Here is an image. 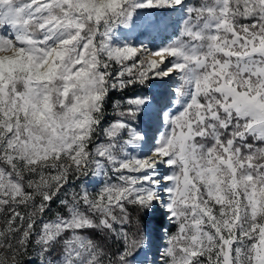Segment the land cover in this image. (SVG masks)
<instances>
[{
	"label": "snow or ice",
	"instance_id": "obj_1",
	"mask_svg": "<svg viewBox=\"0 0 264 264\" xmlns=\"http://www.w3.org/2000/svg\"><path fill=\"white\" fill-rule=\"evenodd\" d=\"M0 264H264V0H0Z\"/></svg>",
	"mask_w": 264,
	"mask_h": 264
},
{
	"label": "rangeland",
	"instance_id": "obj_2",
	"mask_svg": "<svg viewBox=\"0 0 264 264\" xmlns=\"http://www.w3.org/2000/svg\"><path fill=\"white\" fill-rule=\"evenodd\" d=\"M174 18V17H173ZM125 31V33H127V29H125L124 30ZM137 35H139V33H133L132 34V39H133V41L135 42V38H136V36ZM143 40H144V42L145 43H147L148 42V40H149V37H147V36H144V37H141ZM160 38H162V36L161 37H157V39H160ZM122 99H124V98H122ZM122 99H116L115 101H114V103H113V105L116 103V101H118V100H122ZM109 114H110V116H112V115H114V113L112 112V110L110 109L109 110ZM154 220L155 219H153V220H151L150 222H149V224H148V227L150 228V229H156L157 228V226H158V223L156 224V222H154ZM143 227H144V222H143V220H141V223H140V228H141V230H143ZM134 231H135V229H133ZM163 232V230L161 229V233ZM158 243H163V241H158Z\"/></svg>",
	"mask_w": 264,
	"mask_h": 264
},
{
	"label": "trees",
	"instance_id": "obj_3",
	"mask_svg": "<svg viewBox=\"0 0 264 264\" xmlns=\"http://www.w3.org/2000/svg\"><path fill=\"white\" fill-rule=\"evenodd\" d=\"M131 94H132L131 90H125L124 92H115L112 95V99H111V102L110 103L113 104L116 99H122V98H125L127 95H131ZM110 109L111 108H109V110ZM154 222H156V224H157L158 223V220L155 219Z\"/></svg>",
	"mask_w": 264,
	"mask_h": 264
}]
</instances>
